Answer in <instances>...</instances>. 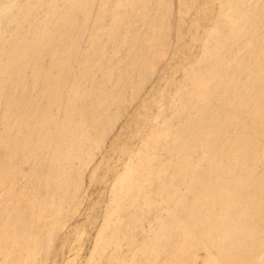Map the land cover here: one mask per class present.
<instances>
[{
	"label": "bare ground",
	"instance_id": "1",
	"mask_svg": "<svg viewBox=\"0 0 264 264\" xmlns=\"http://www.w3.org/2000/svg\"><path fill=\"white\" fill-rule=\"evenodd\" d=\"M5 1L0 2V23L11 10L9 0ZM90 1L66 0L63 7H57L55 0L37 2L39 7L47 5L49 13L29 38L22 31L13 33L8 57L1 64L4 154L0 156V185L4 188L0 187V203L3 196L19 208L13 229L22 227L25 221L20 215H27L35 232L29 247L19 254L14 236L5 245L0 264H44L55 231L65 222L63 205L70 189H79L83 168L100 147L103 132L96 129L104 125L107 106L124 94L120 79L114 80L113 66L105 68L102 79L93 77V71L104 68L102 58L84 69L78 82H67L77 52L76 38L82 31L78 13L87 14ZM105 1L98 19L109 12ZM155 1V13L149 16V0H129L126 10L114 14L111 25L103 30L102 36L118 48L119 30L125 26L120 44L128 45L129 59L125 58L131 59L134 71H140L147 60L140 47L148 36L146 28L165 21L164 12L158 15V7L165 2ZM117 3L121 6L122 1ZM231 3L233 0L228 5ZM253 5L248 10L232 9L236 15L227 17L209 35L216 48L188 69L184 89L188 94L179 107L192 110L195 118L184 127L173 126L168 119L160 122L113 180L103 222L84 264H99L100 260L135 264L140 258L144 264H196L198 249L204 252L200 264H264V0ZM133 14L142 22L136 32L130 31ZM34 22L37 26L36 19ZM247 34L252 37L245 41ZM102 36L95 35L91 45L99 56L107 49ZM163 40L161 36L158 43ZM240 42H245L244 50L233 61L229 58L232 45ZM44 56L48 58L45 66ZM28 75L33 84L30 95L25 92ZM209 101L215 111H210L204 123L201 117ZM185 127L195 130L189 132ZM202 141V158L191 161L190 151ZM15 151H23V158L32 166L21 178L11 164ZM163 152L165 160H161ZM257 162L263 163L260 172ZM96 175L94 171L91 179ZM156 180L163 211L156 215L155 226L136 243L137 228L155 206L152 190ZM83 234L80 230L76 238ZM125 243L128 253L120 254Z\"/></svg>",
	"mask_w": 264,
	"mask_h": 264
},
{
	"label": "rangeland",
	"instance_id": "2",
	"mask_svg": "<svg viewBox=\"0 0 264 264\" xmlns=\"http://www.w3.org/2000/svg\"><path fill=\"white\" fill-rule=\"evenodd\" d=\"M3 1L0 0V2ZM12 1L14 0L8 1L10 2L8 4L10 6L9 10H11L7 14V19L0 23V68L1 64L8 57L7 49L10 47L9 45H11L13 33L18 30L22 31L21 33L25 35H33L41 19L49 13L47 5L41 6L43 9L36 6L37 2L41 0ZM149 1L150 16L155 13V7L152 3L155 4L156 1ZM255 1L256 0H233L234 4L231 3L228 5L231 0H163L162 2L165 3L160 5L162 9L158 7L160 10L158 15L160 16V14L164 12L165 21H163L162 18L161 20L165 22V25L160 21L157 27L146 28L149 30L146 31V35L148 36L142 40V46L140 45V47L145 49L144 52L146 53L143 55L146 54L145 57L147 60L143 64L145 68L143 65L140 66V71L139 68H135V71L133 70L132 63H130L131 59L127 61L129 59V54L127 52L129 48L128 45L124 46L120 44L121 41H123V33L126 31L125 26L121 27L119 30L120 33L117 38V44H119L118 48H114V43L108 42L106 36H102L104 33L103 30L111 25L113 15L116 13L122 14L126 10V3H128L129 0H120L121 6L117 5L119 0H106L105 2H107L109 12L101 19H98V12L103 0H91L89 2V9L91 11L89 10L90 12L88 11L87 14L83 12L78 13V19L81 23L79 30L82 31L79 32L76 38V40H78L76 43L77 52L69 68L68 84L78 82L82 78L81 74L83 70L87 67H92L95 60L102 58L103 64L105 63V65H103L104 68L96 69L95 73L93 71V77L96 76V79H102L105 68L113 66L114 73L116 71L114 80H117V78L120 79L119 82H121V84H119V87H121V89L125 88V92L122 90L124 94L107 106V116L104 120V125L96 129L97 131L103 132L100 147L95 150L92 160L83 168L79 189L75 191L74 186L70 189L67 196L68 200L63 205L64 214L66 215L64 218L65 222L56 229L55 239L45 257L44 264L85 263L91 254L95 243V236L103 222L113 180L122 171L129 158L132 157L138 149L143 148L147 135L153 128L158 126L160 122L168 119L171 120L173 126L184 127L191 119L195 118V114L192 110L179 107L181 100L188 94L184 92L188 69H190L192 65L197 64L199 59L203 58V55L206 53L208 54L209 50L213 51L214 48H216V46H214V44L216 45L214 39L211 36L209 37V35L215 28L222 26L227 17L236 15L232 9H238L240 11L247 8L251 9ZM34 3L35 5H33ZM64 3L65 5L67 4L66 0H55V5L57 7L65 6ZM165 5H169L168 8ZM30 7H33V9H31V13H28L27 10ZM152 7H154V9ZM163 7H165V10ZM163 15L161 17H163ZM34 19L37 21V26ZM129 21L131 22V32H136L142 26L140 17L138 18L135 14L129 18ZM12 23L14 24L11 27ZM8 25H10V27H8ZM4 28L8 29L4 30ZM164 31L167 33L163 35ZM98 33H100L103 38L101 43L107 44L105 45L107 49L106 51L104 50L102 56H99V52L96 50L97 53L95 49L91 47L93 38ZM222 34L223 32L221 31L219 36H222ZM29 35L27 38L30 37ZM161 36H163L164 40L159 44L158 39ZM246 36L245 41H248V39H251L252 34H247ZM207 39H211L213 43L211 40ZM238 43L232 45V47L235 48L234 50L232 48L229 55L230 57L228 56L233 61L244 50L242 44L245 42ZM152 45H155L154 48ZM142 48H140L141 51ZM119 51H121V54ZM1 56H3V58ZM47 63L48 58L46 57L43 59V66ZM126 67H129V72H127L128 70L126 71ZM97 72H99V74ZM123 73L125 74L123 75ZM123 76L125 78L124 80ZM27 78L28 84L25 87V92L30 95L33 84L31 80H29V75ZM243 78L244 77L240 78V81L244 80ZM41 85L42 82H39L38 87ZM179 94H181L180 98H178ZM210 104L208 109L205 110L206 114H202L201 117L204 123L208 121L210 117L208 114L210 111H215L214 104L212 102H210ZM120 106H122V108ZM118 110L121 114H119L120 112H118ZM110 111L113 114L109 113ZM186 130L191 132L195 129L194 127H187ZM2 134V122H0V156L4 154V150L1 146ZM203 147V141L198 142L196 147L190 151L191 161H198L202 158L204 152ZM15 152L17 155L13 158L11 164L17 167V177L21 178L31 170L32 166L23 158V156H25L23 151H18L19 153H17V151ZM165 159L166 154L163 152L161 160ZM157 164L158 163H156V165ZM257 166L258 172L262 171L263 163L257 162ZM78 167H81V165ZM94 171H97V175L92 180L91 176ZM158 181H155L152 190L155 206L148 213L146 219H144L141 225L142 227L137 228L136 243L140 242L146 230L155 226L156 215L163 211V205L158 203L161 199L157 191ZM180 184L182 187L184 186L181 181ZM0 187L4 188L3 184H1ZM6 199L7 198H3L2 196V201L0 203V263L5 256V245H9L10 240L13 239L14 236L18 238L16 254H19L29 247V242L35 232V227L32 226V221L27 215H20V218L24 217L23 221H25V223L22 227L13 229L18 213L17 210H19V208L14 207V203H8ZM80 230H83L84 234L78 240L76 234ZM128 249L127 244H123L120 254H127ZM203 257V250L198 249L195 263L200 264ZM99 264H106V262L105 260H100ZM135 264H144L143 258L137 259Z\"/></svg>",
	"mask_w": 264,
	"mask_h": 264
}]
</instances>
